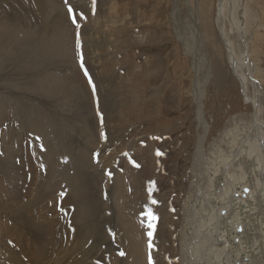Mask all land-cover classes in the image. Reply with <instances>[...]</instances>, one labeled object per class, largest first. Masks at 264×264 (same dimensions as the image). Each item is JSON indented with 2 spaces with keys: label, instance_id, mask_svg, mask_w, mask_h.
I'll use <instances>...</instances> for the list:
<instances>
[{
  "label": "rangeland",
  "instance_id": "374dc122",
  "mask_svg": "<svg viewBox=\"0 0 264 264\" xmlns=\"http://www.w3.org/2000/svg\"><path fill=\"white\" fill-rule=\"evenodd\" d=\"M45 2L51 5L43 6ZM217 14L218 0H0V26L5 29L0 56L10 55L27 35L40 46L30 41L23 45L51 51L45 48L54 42L67 55L55 59L78 94L64 116H76L83 123H75L72 139L65 140L74 151L87 150V182L96 193L101 215L111 220L102 228L100 240L88 238L84 247L89 264H126L125 257L130 264H183L185 228L198 187L206 184L209 156L218 147L229 153L223 132L235 126L251 129L256 114L234 74ZM222 23L225 37L242 60L248 94L258 96L259 118L264 122V0H229ZM37 61L35 76L47 77V84L36 87L22 86L28 75L18 73L16 85H9L8 74L15 77V69L7 58L0 61L4 156L7 145L13 147L15 158H23L24 145L49 158L48 149L54 148L51 134L44 143L29 130L32 117L20 119L14 110L18 103L20 116H50L47 95L59 88L51 85L52 76L59 73L49 76L43 57ZM13 135H19L17 141ZM116 173L124 185L114 199L111 177ZM113 206L122 213L126 227L116 221ZM149 209L157 217L154 230L148 227ZM150 240L162 248L155 257Z\"/></svg>",
  "mask_w": 264,
  "mask_h": 264
},
{
  "label": "bare ground",
  "instance_id": "6f19581e",
  "mask_svg": "<svg viewBox=\"0 0 264 264\" xmlns=\"http://www.w3.org/2000/svg\"><path fill=\"white\" fill-rule=\"evenodd\" d=\"M228 1L218 0L216 22L224 39L234 74L241 82L246 99L255 105L256 114L251 129L235 126L223 132V142L231 146L229 153L218 147L209 156V163L205 169L206 184L202 188L198 187L196 203L191 206V219L185 228L183 264H264V122L259 118L257 94L254 98L248 94V78L243 71L242 60L237 59L238 56L236 57L234 49L225 37L222 22ZM42 5L51 4L45 2ZM243 22L240 21L241 27ZM0 29V45L3 47L5 42L2 40L4 35L2 33L5 29L2 26ZM29 41L33 46L35 44L40 46V42H32L31 36L27 35L17 48L12 51L9 49L10 55L6 58L15 69L13 71L15 77L8 74L9 85H16L17 73L28 75V81L22 86L36 87L41 83L46 85L47 77L43 79L41 74L37 79L35 76V63L43 57V65L50 72L49 76L53 72L59 73L58 76L51 78V85L59 88L50 93L51 95H47L51 100L48 103L51 109L49 118L29 113L20 116L16 110L18 103L14 104V110L20 119L32 117L29 130L37 137L41 136L44 143H47L46 138L50 139L51 134L54 148L48 149L50 158L39 149L24 148L25 145L21 155L23 158H19V155L15 158L13 150L10 149L13 147L10 145V147L5 145L6 156L0 151L3 155L0 156V264H89L84 246L90 236L100 240L102 228L111 220L108 221L101 215V210L95 205L96 193L91 192L87 182L84 167L87 150L81 147L79 151H74L65 140V137L72 139L73 133L70 129L75 127V123L79 121L83 123L76 116L69 118L64 116V111L70 107L69 102L71 103L78 91L70 86L66 72L60 69L61 61L55 59L67 56L62 49L54 42L45 48L51 51L23 45ZM29 47L31 48L27 49ZM6 58L2 55L0 61L4 63ZM31 68V72H28ZM77 79L82 78L77 76ZM78 134L77 129L76 135ZM18 136L13 135L16 141ZM30 145L32 146L31 143ZM56 158H66L68 162L59 163ZM110 167L108 165L105 168L108 170ZM117 173L111 177L114 199L124 185L121 181L122 175ZM112 209L114 213L117 212L116 207L113 206ZM114 216L116 221H120L126 227L121 220V212ZM99 218L103 219L102 223ZM159 244L160 242L153 240L154 257L159 251L162 252ZM76 251L78 256L75 255ZM108 253L110 251H106L105 255ZM79 256L80 259L76 258ZM126 258L122 259L123 262L130 264Z\"/></svg>",
  "mask_w": 264,
  "mask_h": 264
},
{
  "label": "snow or ice",
  "instance_id": "6c2138e0",
  "mask_svg": "<svg viewBox=\"0 0 264 264\" xmlns=\"http://www.w3.org/2000/svg\"><path fill=\"white\" fill-rule=\"evenodd\" d=\"M66 2H67V0H66ZM93 2H94V0H93ZM69 10L71 11V9H69ZM73 20L75 21V17H73ZM81 62H82V66H83V56L82 55H81ZM85 74L87 75V70H85ZM89 81L91 82V77H89ZM94 88H95V86L93 85V89ZM151 190L152 189L150 188L149 191L151 192ZM152 203L155 204V203H157V201L153 200ZM146 215L149 217L148 227L150 229L154 230L155 229V221L157 220V217L152 213L151 209L148 210ZM152 235H153V232L150 231L148 233V236L152 237ZM149 247H152L151 240L149 241ZM121 254L123 255V253H121ZM150 259H151V257H150Z\"/></svg>",
  "mask_w": 264,
  "mask_h": 264
},
{
  "label": "water",
  "instance_id": "95a60500",
  "mask_svg": "<svg viewBox=\"0 0 264 264\" xmlns=\"http://www.w3.org/2000/svg\"><path fill=\"white\" fill-rule=\"evenodd\" d=\"M242 90V92H243V88L241 89ZM247 191V190H246Z\"/></svg>",
  "mask_w": 264,
  "mask_h": 264
}]
</instances>
